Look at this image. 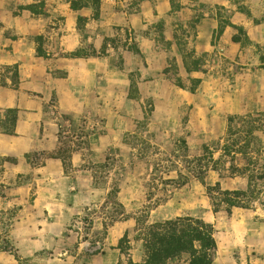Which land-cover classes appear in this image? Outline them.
I'll use <instances>...</instances> for the list:
<instances>
[{"label":"rangeland","instance_id":"1","mask_svg":"<svg viewBox=\"0 0 264 264\" xmlns=\"http://www.w3.org/2000/svg\"><path fill=\"white\" fill-rule=\"evenodd\" d=\"M69 1L0 0V264L141 263L139 235L187 216L214 264H264V0ZM208 186L247 206L215 213Z\"/></svg>","mask_w":264,"mask_h":264},{"label":"trees","instance_id":"2","mask_svg":"<svg viewBox=\"0 0 264 264\" xmlns=\"http://www.w3.org/2000/svg\"><path fill=\"white\" fill-rule=\"evenodd\" d=\"M70 7L74 11L84 8L91 9L94 19H99L101 0H70ZM173 7H178L173 4ZM21 12L28 11L35 17L46 16V3L41 1L38 4L22 5L18 8ZM80 20H83L82 18ZM238 30L236 41L246 44L247 37L242 27H237ZM225 27V26H224ZM223 33V29L219 31V35ZM15 38V37H14ZM38 45L37 55L44 57L43 37L35 38ZM96 53L86 54V56H94ZM74 56H85L81 52L73 53ZM264 58V54L262 56ZM201 59H193L188 62V71H200ZM200 80L192 81L190 87L191 92H195ZM19 116L18 109H6L0 112V132L3 134L14 136L16 134V126ZM227 150V147H226ZM227 152V151H226ZM230 154V151L227 152ZM55 158L60 159L65 166H69L70 156L65 151H60L55 155ZM198 177L202 178L201 172ZM218 187L208 186V193L213 195L217 200L214 203V212L217 213L225 206L230 213L233 207H246L245 200L249 192L234 191L224 192L216 197ZM251 193V192H250ZM139 240L142 241L144 260L141 263H135L130 260L126 264H170V262L188 256L189 264H214V255L217 249L216 239L214 237V227L212 224L206 223L200 218L194 217H179L168 220L163 223H155L146 228L140 235ZM119 248L123 253H126L130 248L128 240L123 238L120 241ZM123 264V263H122Z\"/></svg>","mask_w":264,"mask_h":264}]
</instances>
